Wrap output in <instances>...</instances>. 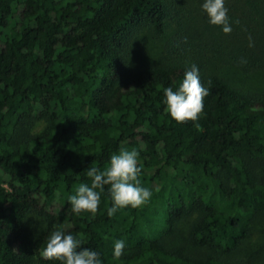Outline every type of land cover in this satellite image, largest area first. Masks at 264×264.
Here are the masks:
<instances>
[{"label": "trees", "instance_id": "16d2710c", "mask_svg": "<svg viewBox=\"0 0 264 264\" xmlns=\"http://www.w3.org/2000/svg\"><path fill=\"white\" fill-rule=\"evenodd\" d=\"M202 2L0 0V264H59L40 256L57 229L102 264H232L264 214V0H226L230 33ZM146 32L163 44L144 61ZM192 64L208 94L197 121L177 123L163 89ZM121 148L139 152L151 199L109 217L105 186L95 216L73 214L86 170Z\"/></svg>", "mask_w": 264, "mask_h": 264}, {"label": "clouds", "instance_id": "9594fccd", "mask_svg": "<svg viewBox=\"0 0 264 264\" xmlns=\"http://www.w3.org/2000/svg\"><path fill=\"white\" fill-rule=\"evenodd\" d=\"M225 4L226 0H203L200 6L210 25L219 26L224 33H230L232 29ZM207 94V87L201 83L199 68L192 64L185 70L183 80L175 90L172 87L163 89L166 111L177 123L188 120L195 122L203 113ZM138 158L137 149L121 148L110 156L108 165L103 170L89 167L86 176L90 178V183H79L74 188V193L68 196L72 213H89L95 216L105 186L111 201L106 209L109 217L124 209L139 208L148 203L152 192L141 184ZM125 251L124 240L113 241L114 260H119ZM40 256L44 260L57 261L59 264H102L101 254L97 250L83 247L80 238L60 229L47 236Z\"/></svg>", "mask_w": 264, "mask_h": 264}, {"label": "rangeland", "instance_id": "374dc122", "mask_svg": "<svg viewBox=\"0 0 264 264\" xmlns=\"http://www.w3.org/2000/svg\"><path fill=\"white\" fill-rule=\"evenodd\" d=\"M139 44L140 50L138 56H136L139 60H150L162 51V41L147 32L144 33ZM233 76H235L234 81L238 85L240 84L246 88L256 87L261 80L257 74L244 77L242 74L235 72ZM31 223L35 231L41 230L42 223L39 219L33 217ZM124 227L123 223L119 224L114 234L125 236ZM230 259L232 264H264V214L255 217L251 223L249 235L239 250H236V254L231 255Z\"/></svg>", "mask_w": 264, "mask_h": 264}]
</instances>
